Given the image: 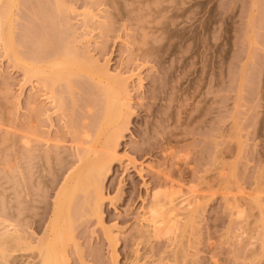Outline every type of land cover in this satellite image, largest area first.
I'll return each instance as SVG.
<instances>
[{
    "label": "rangeland",
    "instance_id": "obj_1",
    "mask_svg": "<svg viewBox=\"0 0 264 264\" xmlns=\"http://www.w3.org/2000/svg\"><path fill=\"white\" fill-rule=\"evenodd\" d=\"M9 1L0 264H41L95 154L100 199L84 185L58 207L63 264H264V0Z\"/></svg>",
    "mask_w": 264,
    "mask_h": 264
},
{
    "label": "bare ground",
    "instance_id": "obj_2",
    "mask_svg": "<svg viewBox=\"0 0 264 264\" xmlns=\"http://www.w3.org/2000/svg\"><path fill=\"white\" fill-rule=\"evenodd\" d=\"M9 1V0H8ZM10 2H12V0L11 1H9V3ZM8 9V8H7ZM10 9V8H9ZM6 12H8V13H6V15H5V19H4V22L5 23H8L9 25L11 24V17H12V15L10 14L11 13V10H9V11H6ZM3 14V13H2ZM5 14V13H4ZM3 17V16H2ZM8 25V26H9ZM11 29V28H10ZM3 31H4V28H3ZM7 32H9V31H6L5 33H6V35H7ZM3 32H1V34H2ZM2 37H4L3 35H2ZM5 38V41L7 40H9V35H7L6 37H4ZM6 41V42H7ZM11 41H8V49H10L9 48V43H10ZM11 47V49H13L14 47H13V43H12V45L10 46ZM13 47V48H12ZM11 49H10V51H11ZM12 52H14L13 50H12ZM66 56H64V58H65ZM61 59V58H60ZM66 59V58H65ZM73 59V58H72ZM72 59H66V60H68V61H59V62H61V64L63 65V66H61V64L59 65L61 68L59 69V67L57 68V70H59V71H62V70H65V65H68L67 67L68 68H70L71 69V71L69 70V71H67L68 69H67V67H66V73H68L69 74V72H72V70H75L74 68H71V67H73V65H71V64H74V60L73 61H70V60H72ZM63 60V59H62ZM56 62H58V61H56ZM78 63V62H77ZM77 63H75L76 65H77ZM54 64V63H53ZM79 64V63H78ZM58 66V65H57ZM57 66H55V67H50L51 68V70L50 69H48L49 70V74H47L48 73V70H47V73L45 72L46 70L45 69H42V68H40L41 69V71L39 70V72H35V73H37V75H38V73H39V75H44V73L42 74V71L44 70V72H45V74H47L48 75V78H46L47 80H49L50 78H51V74H54V73H57V74H54V75H57V76H54L53 75V77H58V78H62V76L64 75V73L62 72V73H60L59 71L57 72V70H56V67ZM82 66V65H81ZM76 67V66H75ZM52 68H55V70H53ZM64 68V69H63ZM77 69H81V70H83V68H78V67H76ZM76 69V70H77ZM55 71V72H54ZM51 72V73H50ZM54 72V73H53ZM59 74V75H58ZM63 74V75H62ZM67 74V75H68ZM62 75V76H61ZM67 75H66V77H67ZM46 76V75H45ZM59 76H61V77H59ZM65 76V75H64ZM50 77V78H49ZM54 80H55V78H53ZM63 79H65L64 77H63ZM52 80V78L49 80V81H51ZM108 83V85H109V88H108V85H107V87H106V89L108 88V90L106 91V93H107V95H108V99H109V105H108V107H107V111H106V116H105V124H104V122H103V125H104V127H103V125H102V127H103V130H100L101 131V133H103L107 128H109V127H111V124L112 123H116V121H118L117 120V118L118 117H120V116H117V115H119V114H117V113H119V112H117V110L115 111V112H113L115 109H117L118 107H116L115 105H117L118 103H115L116 102V96L114 95V93L116 92V90H115V92L113 93V95H114V97H112L111 95H112V93H111V91H113V90H111V88H114V87H112V85H111V79H110V82L108 81L107 82ZM112 83H113V81H112ZM118 91V90H117ZM120 94V92L118 91V93H117V95H119ZM115 98V100H114V102L111 104V99L112 98ZM115 106V107H112V109H111V106ZM118 106V105H117ZM113 108H115V109H113ZM113 113H112V112ZM116 113V114H115ZM109 135H107L106 136V139H105V141L109 138H111L110 137V133H108ZM109 136V137H108ZM110 140H108L107 141V143L105 142V144H109L110 142H109ZM109 142V143H108ZM107 147V146H106ZM94 150V149H93ZM97 153V152H96ZM93 156H95V157H97V158H94V157H89L90 159H86V161L84 160L83 162V164H81L82 166L81 167H79L78 168V170L71 176V178H70V180L68 181V186H66V188L65 189H63L62 190V192L60 193V195H59V197H58V203H57V211L59 212V213H56V211H55V213H54V217L53 218H55L56 216V219L54 220L53 219V223H51V227H50V230H51V232L53 233V237L51 236H49V237H47L44 241H41V244H39L37 247H38V249L39 250H41L42 252H43V255H42V257H41V264H63L62 263V261L61 260H63L64 261V258L63 259H61L62 258V256H61V253H60V247H59V245H58V242H59V240H61L60 239V237H62L63 235V232H62V230H61V224H62V222L60 221L62 218V216H64L65 217V213L63 212V210L64 211H66L65 210V208L66 207H64V208H60V209H58V207H60V206H63V205H65V206H69V204L72 202V200L71 199H73V195H74V193L75 192H77L78 190H74L75 188H78L79 189V186L81 187V186H86V190H89L90 188H93L94 189V191H95V193H96V197H97V199H100V197L102 196V190H101V186H100V183H99V177H100V175H101V167L106 163L105 162V160H103L104 158H101V157H103L102 155H93ZM99 158V159H98ZM94 159H96V160H94ZM98 159V160H97ZM103 160V161H102ZM105 162V163H104ZM78 186V187H77ZM84 186V187H85ZM80 190V189H79ZM86 192V191H85ZM60 205V206H59ZM159 208H161V207H159V206H153L151 209H150V212L153 214V215H156V214H158L159 213ZM69 209V208H68ZM67 209V210H68ZM172 210V209H171ZM173 210H175V209H173ZM63 212V213H62ZM163 212V211H162ZM57 214V215H56ZM62 214V215H61ZM68 216H69V214L68 213H66ZM151 214V215H152ZM56 215V216H55ZM153 217V216H152ZM58 218H61V219H58ZM63 221V220H62ZM61 224H60V223ZM58 223L60 224V225H58ZM154 223H156V224H154ZM154 225L157 227V223L158 222H156V220L154 221ZM154 226V227H155ZM156 227H155V229H156ZM58 231H60L61 233H59ZM51 233V234H52ZM63 243V242H62ZM59 244H60V242H59ZM62 248H63V246H61ZM61 248V249H62ZM62 252V251H61ZM42 254V253H41ZM64 257V256H63ZM61 262V263H60Z\"/></svg>",
    "mask_w": 264,
    "mask_h": 264
}]
</instances>
